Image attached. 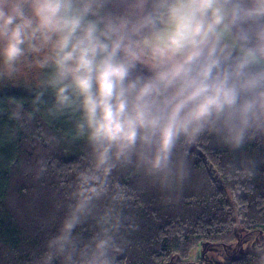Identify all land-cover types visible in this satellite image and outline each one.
Wrapping results in <instances>:
<instances>
[{
    "label": "clouds",
    "instance_id": "9594fccd",
    "mask_svg": "<svg viewBox=\"0 0 264 264\" xmlns=\"http://www.w3.org/2000/svg\"><path fill=\"white\" fill-rule=\"evenodd\" d=\"M25 69L86 143L36 264H117L121 175L167 186L193 144L264 138V0H0V80Z\"/></svg>",
    "mask_w": 264,
    "mask_h": 264
},
{
    "label": "trees",
    "instance_id": "16d2710c",
    "mask_svg": "<svg viewBox=\"0 0 264 264\" xmlns=\"http://www.w3.org/2000/svg\"><path fill=\"white\" fill-rule=\"evenodd\" d=\"M35 88L0 86V264H36L47 251L86 150L66 117L48 116L47 105L33 113ZM17 104L34 119L16 120ZM119 182L132 199L123 205L125 242L117 264H172L175 255L187 258L201 244L226 245L237 226L264 233V138L238 150L211 137L193 144L183 179L167 186L138 172ZM227 264H262L261 254Z\"/></svg>",
    "mask_w": 264,
    "mask_h": 264
},
{
    "label": "rangeland",
    "instance_id": "374dc122",
    "mask_svg": "<svg viewBox=\"0 0 264 264\" xmlns=\"http://www.w3.org/2000/svg\"><path fill=\"white\" fill-rule=\"evenodd\" d=\"M38 77L27 69L11 79L0 80L3 87H36ZM247 253L264 254V233L251 232L245 235L244 230L237 226L235 237L226 245L208 246L201 244L195 247L187 258L175 255L172 264H227L233 259Z\"/></svg>",
    "mask_w": 264,
    "mask_h": 264
},
{
    "label": "bare ground",
    "instance_id": "6f19581e",
    "mask_svg": "<svg viewBox=\"0 0 264 264\" xmlns=\"http://www.w3.org/2000/svg\"><path fill=\"white\" fill-rule=\"evenodd\" d=\"M244 230V229H243ZM244 232H245V235H247V234H249L248 232H246L245 230H244Z\"/></svg>",
    "mask_w": 264,
    "mask_h": 264
}]
</instances>
